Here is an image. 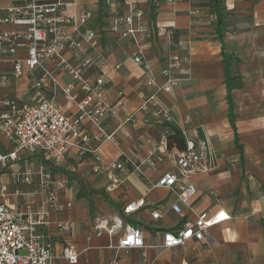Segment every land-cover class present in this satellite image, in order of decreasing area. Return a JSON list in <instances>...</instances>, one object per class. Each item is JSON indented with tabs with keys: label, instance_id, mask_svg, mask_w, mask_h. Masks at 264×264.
<instances>
[{
	"label": "crops",
	"instance_id": "crops-1",
	"mask_svg": "<svg viewBox=\"0 0 264 264\" xmlns=\"http://www.w3.org/2000/svg\"><path fill=\"white\" fill-rule=\"evenodd\" d=\"M23 1L29 0H0V13ZM136 1L144 13L145 31L122 38L126 26L117 21L127 14L123 3L66 0V16L78 15L84 8L93 12V19L80 32L92 30L97 38L85 45L81 58L72 59L69 52L63 56L78 65L89 61L84 76L102 75L108 83L107 103L114 113L104 117V132L86 122L89 132L97 137L114 134L100 146L101 156L108 162L139 161L142 172L127 165L130 171L96 175L93 160L73 150L61 165L53 166L64 165L74 179L61 171L50 172L52 188L65 183V188L58 190L60 202L72 203V208L52 214L45 232L58 252L67 243L74 245L80 253L77 264H108L117 255L121 264H140L144 257L149 264H264V0H219L220 34L216 5L210 0H183L174 5L167 0ZM5 29L8 27L0 26ZM74 29L68 27L69 32ZM139 53L157 85L166 82L162 70L169 57L182 56L184 73L179 87L160 96L171 121H157L150 109L142 108L141 94L154 88L145 86L143 69L134 61ZM17 57L26 58L27 49H19ZM48 67L61 87L70 83V76L59 70L56 62H49ZM12 68L10 60L0 59V73L9 74ZM33 94L26 74L13 85L0 88V106L6 96L22 102L30 101ZM82 98L79 93L77 100ZM60 102H65L62 94ZM165 125L188 130L190 138L209 143V157L193 175L183 177L169 153L159 158L155 151L164 146ZM0 140V148L8 149L4 137ZM167 172L179 176L176 190L187 184L196 188L187 204L179 201L177 191L153 187ZM81 185L87 191L79 196ZM42 197L44 194L38 201ZM140 200L145 207L125 219L122 208ZM17 202L13 198L8 201L10 205ZM176 203L181 214L172 210ZM152 209H158L163 217L154 220ZM219 210L231 219L209 229L205 240L162 248L164 233L202 213ZM117 215L143 230L145 248L118 254L110 247L119 245L123 231L115 236L95 233L96 218ZM61 222L72 224L70 234L58 228Z\"/></svg>",
	"mask_w": 264,
	"mask_h": 264
},
{
	"label": "built area",
	"instance_id": "built-area-1",
	"mask_svg": "<svg viewBox=\"0 0 264 264\" xmlns=\"http://www.w3.org/2000/svg\"><path fill=\"white\" fill-rule=\"evenodd\" d=\"M65 1H23L13 4L6 13H0V26L8 27L0 30V59L10 60L13 67L9 74L0 73V88L9 87L28 74L34 93L30 101L22 102L6 96L0 106V139L4 137L8 145V149L0 148V264H58L59 261L77 264L80 258L77 248L70 243L62 251H56L51 237L45 232L52 214L72 208V203L64 205L59 200L58 190L64 189L65 183L60 182L56 189L52 188L50 173L42 166L37 169L33 161L22 162L27 156L40 154L52 165L59 166L73 150H77L80 157L93 160L96 175L114 170L130 171L127 165L142 172L143 163L130 158L106 161L99 149L105 141L113 139L114 134L97 137L86 126V122H90L104 132L103 119L114 110L107 103L106 79L102 75L86 78L84 72L89 61L78 65L63 56L69 52L72 59L81 58L85 45L97 38L92 30L85 34L80 32V28L93 19V12L84 8L78 15L66 16ZM167 1L174 5L183 0ZM119 2L127 7V14L117 21L126 26L121 30L122 38L144 32V13L137 1L109 0V3ZM69 26L75 28L73 32L68 31ZM21 48L27 49L24 59L17 57ZM134 61L143 69L145 86L154 88L141 94L142 108L150 109L157 121H171L170 111L160 96L179 87L180 76L184 73L182 56L173 54L169 57L162 70L166 78L163 85L156 84V77L140 53L134 56ZM49 62H56L58 69L70 76L68 85L60 86L54 70L48 67ZM79 93L83 95L80 101L77 100ZM61 94L64 104L60 102ZM74 108L76 112H73ZM180 131L185 140L184 149L168 148L167 137L172 131L166 127L164 146L155 151L159 158L169 153L174 167L183 177H189L207 161L209 143L205 139L190 138L188 130ZM5 177H8L7 181ZM178 182L177 174L167 172L153 187L177 191L179 201L187 204L196 195V188L187 184L176 190ZM42 194L44 198L38 201ZM10 198L17 200V204L10 205ZM144 207L143 200L131 202L122 208L121 214L127 219ZM172 210L182 213L178 203L172 205ZM151 213L154 220L163 217L158 209H152ZM230 219L224 210L202 213L194 221L186 220L180 228L164 233L162 248L173 249L191 240L203 241L209 229ZM58 228L66 235L73 230L70 222H61ZM93 229L96 234L110 236L123 231L119 245L110 247L118 254L145 248L143 230L125 222L119 215L109 219L96 218ZM108 264H121L118 255ZM140 264H149V261L144 257Z\"/></svg>",
	"mask_w": 264,
	"mask_h": 264
},
{
	"label": "rangeland",
	"instance_id": "rangeland-1",
	"mask_svg": "<svg viewBox=\"0 0 264 264\" xmlns=\"http://www.w3.org/2000/svg\"><path fill=\"white\" fill-rule=\"evenodd\" d=\"M210 2L213 3V5H215V2L213 0H210ZM31 161L35 163V167L37 169H39L42 166L49 173L51 171H56V172L61 171V172L66 173L70 179H74L71 170L67 169V167H65L64 165L59 168L55 167L50 162H48L44 157H42V155L40 154H35L33 156H27V158H25L24 161L22 162L26 164V163H30ZM85 191H87V189L85 188V186L81 185L79 196L83 195Z\"/></svg>",
	"mask_w": 264,
	"mask_h": 264
},
{
	"label": "trees",
	"instance_id": "trees-1",
	"mask_svg": "<svg viewBox=\"0 0 264 264\" xmlns=\"http://www.w3.org/2000/svg\"><path fill=\"white\" fill-rule=\"evenodd\" d=\"M215 2L216 5V9L218 12V16H219V20H218V32L219 34L222 32V27H223V23H222V14L219 11V0H213ZM228 63V62H227ZM165 128L168 127L172 133L170 135H168L167 137V141H168V148L172 149V148H178V149H184L185 147V140H184V136L182 134V132L174 127V126H164ZM165 131V129H164Z\"/></svg>",
	"mask_w": 264,
	"mask_h": 264
}]
</instances>
